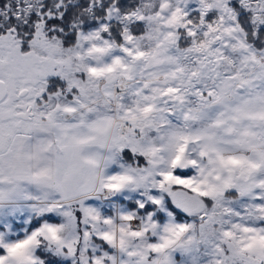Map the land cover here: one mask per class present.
I'll list each match as a JSON object with an SVG mask.
<instances>
[{
    "label": "snow or ice",
    "instance_id": "obj_1",
    "mask_svg": "<svg viewBox=\"0 0 264 264\" xmlns=\"http://www.w3.org/2000/svg\"><path fill=\"white\" fill-rule=\"evenodd\" d=\"M0 264H264V0H0Z\"/></svg>",
    "mask_w": 264,
    "mask_h": 264
}]
</instances>
